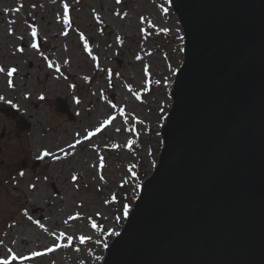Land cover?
I'll use <instances>...</instances> for the list:
<instances>
[{
	"label": "rangeland",
	"instance_id": "obj_1",
	"mask_svg": "<svg viewBox=\"0 0 264 264\" xmlns=\"http://www.w3.org/2000/svg\"><path fill=\"white\" fill-rule=\"evenodd\" d=\"M184 41L171 0H0L2 260L101 264L158 162ZM24 231L45 243L16 252Z\"/></svg>",
	"mask_w": 264,
	"mask_h": 264
},
{
	"label": "water",
	"instance_id": "obj_2",
	"mask_svg": "<svg viewBox=\"0 0 264 264\" xmlns=\"http://www.w3.org/2000/svg\"><path fill=\"white\" fill-rule=\"evenodd\" d=\"M171 3L185 48L163 148L101 264H264V0Z\"/></svg>",
	"mask_w": 264,
	"mask_h": 264
},
{
	"label": "bare ground",
	"instance_id": "obj_3",
	"mask_svg": "<svg viewBox=\"0 0 264 264\" xmlns=\"http://www.w3.org/2000/svg\"><path fill=\"white\" fill-rule=\"evenodd\" d=\"M24 91H28V87H26L24 89ZM10 95H12V93H10ZM34 147H39V142L38 141H35ZM52 157L53 156L50 153L48 158H52ZM13 186H14L15 190L19 193L17 195V199H19V200H22L23 199L25 205H27V206L28 205H30V206H34L35 205L33 202H31L29 200L28 196L25 193H23V191H21V189H20L19 186H17L16 184H14ZM36 193L38 195H42L41 192H36ZM7 194L10 195L9 192ZM41 198H43V196H41ZM33 209L36 210V208H33ZM44 219H46V217L44 215H42V220H44ZM34 235L35 234H33V233L29 234L28 231H24L23 234L20 233L19 236H18V238H17V242H16V244L13 247L14 250L16 252H18V251H20L22 249L21 246H29L30 244H36V243H38V241H39V243H42V244L45 243V238L44 237L43 238L40 237L39 239H35V236ZM25 250H27V249H25ZM3 253L4 252L0 249V260H2V254Z\"/></svg>",
	"mask_w": 264,
	"mask_h": 264
},
{
	"label": "snow or ice",
	"instance_id": "obj_4",
	"mask_svg": "<svg viewBox=\"0 0 264 264\" xmlns=\"http://www.w3.org/2000/svg\"><path fill=\"white\" fill-rule=\"evenodd\" d=\"M65 7H67V6H65ZM33 35H35V30H33ZM34 47H35V45H34ZM12 71H15V70L13 69ZM8 74L10 75L11 72H9ZM0 99H2V97H0ZM126 211H127V209H125V212H126ZM81 239L83 240L84 238L82 237ZM32 255H33V256H36V255H39V254L33 252ZM11 258H12V260H15V259H16V254L13 253ZM20 258H21V259H25V257H22V256H21ZM0 264H9V260H8V259L0 260Z\"/></svg>",
	"mask_w": 264,
	"mask_h": 264
},
{
	"label": "trees",
	"instance_id": "obj_5",
	"mask_svg": "<svg viewBox=\"0 0 264 264\" xmlns=\"http://www.w3.org/2000/svg\"><path fill=\"white\" fill-rule=\"evenodd\" d=\"M143 178H145V175H144V177H142V179H143Z\"/></svg>",
	"mask_w": 264,
	"mask_h": 264
}]
</instances>
